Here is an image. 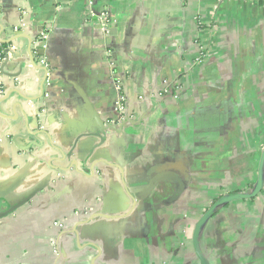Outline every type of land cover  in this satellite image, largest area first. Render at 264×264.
I'll use <instances>...</instances> for the list:
<instances>
[{
  "label": "crops",
  "instance_id": "obj_1",
  "mask_svg": "<svg viewBox=\"0 0 264 264\" xmlns=\"http://www.w3.org/2000/svg\"><path fill=\"white\" fill-rule=\"evenodd\" d=\"M0 39V264H264V0H0Z\"/></svg>",
  "mask_w": 264,
  "mask_h": 264
},
{
  "label": "built area",
  "instance_id": "obj_2",
  "mask_svg": "<svg viewBox=\"0 0 264 264\" xmlns=\"http://www.w3.org/2000/svg\"><path fill=\"white\" fill-rule=\"evenodd\" d=\"M109 13L103 12L101 13V19L105 21L106 25H108V20H109ZM47 39H48V33L46 31H42L38 37L39 43L41 45V48L39 47L37 51L39 52H44L47 48ZM15 48L12 47L10 48L9 51L6 52L5 49H3L0 45V64L5 60L7 55H10V52H14ZM46 61L45 58H41L40 60V65L45 66ZM119 88L122 86L121 83L118 84ZM164 86H168L167 82H165ZM50 94L49 91H46L45 93V98H49ZM115 114H116V120L118 123H122L127 119V107L126 103L123 99L122 96L119 97V99L116 101L115 104ZM54 226L56 229H58L59 232H63L66 230V227L63 222L57 221L54 223ZM54 244V255H58L60 251H58V248L56 247V244ZM53 247V246H52Z\"/></svg>",
  "mask_w": 264,
  "mask_h": 264
},
{
  "label": "water",
  "instance_id": "obj_3",
  "mask_svg": "<svg viewBox=\"0 0 264 264\" xmlns=\"http://www.w3.org/2000/svg\"><path fill=\"white\" fill-rule=\"evenodd\" d=\"M16 39H17V37H16L15 39H12V40L9 41L8 43L10 44V43L14 42ZM3 42H4V41H1V39H0V43H3ZM32 44H33V42H32V40H31V46H32ZM39 47L41 48V45H40L39 40H38V38H37V49H38ZM9 56H10V55H7V57H6L5 60H4L5 62L9 59ZM32 62H33V64H35V63H34V60H33V56H32ZM0 65H2V64H0ZM45 71H46V73H47V70H46V69H45ZM4 98H5V97L3 96L2 99H1V101H0V103L6 101V100L8 99V98H5V99H4ZM15 106H16V105L13 104V105H12V108L15 109ZM111 122H113V121H111ZM243 198H244V197H243ZM203 264H206V263L203 262Z\"/></svg>",
  "mask_w": 264,
  "mask_h": 264
},
{
  "label": "trees",
  "instance_id": "obj_4",
  "mask_svg": "<svg viewBox=\"0 0 264 264\" xmlns=\"http://www.w3.org/2000/svg\"><path fill=\"white\" fill-rule=\"evenodd\" d=\"M1 45V44H0ZM1 47L4 49L5 48V46H3V45H1Z\"/></svg>",
  "mask_w": 264,
  "mask_h": 264
}]
</instances>
